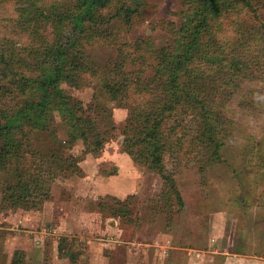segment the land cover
I'll return each mask as SVG.
<instances>
[{
	"label": "rangeland",
	"instance_id": "1",
	"mask_svg": "<svg viewBox=\"0 0 264 264\" xmlns=\"http://www.w3.org/2000/svg\"><path fill=\"white\" fill-rule=\"evenodd\" d=\"M52 1L39 3L48 7ZM57 1L65 6L76 0ZM21 2L0 0V38L27 44L29 34L18 29ZM131 2L138 12L131 25L111 19L103 38L80 47L88 66L83 85L61 84L76 108L93 119L89 130L100 147L70 140L56 109V135L52 128L32 135L35 157L27 150L23 161L30 177L37 159L44 162V186L9 200L12 193L4 190L19 181L0 170V264H202L227 246L236 254L264 257V0H254L248 17L242 12L235 27L221 34L225 52H236L246 75L228 71L226 64L219 73L207 71L212 83L202 95L209 94L218 121L219 153L200 134L206 121L196 105L164 123V175L175 180L183 203L151 167L134 120L154 96L157 50L188 39L182 32L188 3ZM118 4L105 8L108 18ZM245 28L257 34L247 53L237 31ZM189 64L202 68L205 62ZM110 70L112 78L129 81L117 99L102 86ZM55 159L66 169L50 170Z\"/></svg>",
	"mask_w": 264,
	"mask_h": 264
},
{
	"label": "trees",
	"instance_id": "2",
	"mask_svg": "<svg viewBox=\"0 0 264 264\" xmlns=\"http://www.w3.org/2000/svg\"><path fill=\"white\" fill-rule=\"evenodd\" d=\"M21 1L19 12L23 13L18 17L21 24L18 29L29 34V42L18 44L8 37L0 38V170L16 174L14 176L19 182L4 190L5 194L7 191L12 193L8 199L14 201V194L20 193L19 198L25 197L31 189L44 186L40 178L44 162L37 159L38 162L33 166L34 175L30 177L25 175L23 161L28 151L31 157H35L30 144L32 135L50 128L55 133L52 120L56 109L67 124L70 140L82 139L87 145L92 144L93 149L100 147L101 142L95 140L98 136H93L89 130L94 125L93 119L84 115L80 106L76 108V102L65 95L61 84L67 82L72 86H82L88 66L84 64V52L80 47L103 38L109 32L111 19L121 17L123 24L129 26L138 13L132 7L131 0H76L72 5L65 6L53 0L48 7L39 3V0ZM186 2L188 6L183 15L185 22L182 32L188 35V39H179L178 46L173 49L165 47L157 50L159 66L151 80L156 83L152 91L154 96L136 111L134 120L135 128L140 123L144 136L142 142L151 167L156 168L162 178L171 184L180 203H183V197L176 188L175 180L164 175L165 166L161 162L160 154L168 143L162 135L164 123L177 112L185 113L189 107L196 105L195 108L206 121L200 125L203 132H199L207 138L214 153H219L221 144L216 139L218 121L214 118L209 94L202 95L203 89L210 88L212 83L206 78L207 71L209 74L219 73L220 66L226 64L228 71L241 77L246 75L245 68L238 63L240 58L236 52H225L223 42L226 36L221 34L225 35L235 27L242 12L248 17L254 7V0ZM115 3H119L117 10L108 18L105 8ZM48 30L51 36L47 35ZM237 31L243 38L242 43L246 44L247 53L257 34L248 32L246 28ZM198 58L205 62L203 67L191 68L189 63ZM113 72L110 70L105 76L102 86L113 99H117L128 89L129 81L127 76L122 80L112 78ZM161 96L163 101L158 102ZM202 97L205 100H201ZM22 98L24 100L19 104L18 100ZM56 161L50 164L53 167L50 170L56 172L60 168L66 169ZM3 200L6 201L7 196Z\"/></svg>",
	"mask_w": 264,
	"mask_h": 264
},
{
	"label": "crops",
	"instance_id": "3",
	"mask_svg": "<svg viewBox=\"0 0 264 264\" xmlns=\"http://www.w3.org/2000/svg\"><path fill=\"white\" fill-rule=\"evenodd\" d=\"M211 254L214 259L202 262V264H264V257L257 254H236L228 246L226 249L223 248V250L221 249L219 252L216 251Z\"/></svg>",
	"mask_w": 264,
	"mask_h": 264
}]
</instances>
